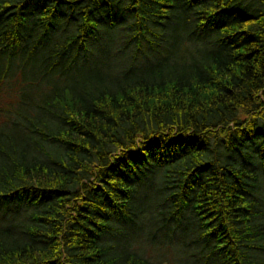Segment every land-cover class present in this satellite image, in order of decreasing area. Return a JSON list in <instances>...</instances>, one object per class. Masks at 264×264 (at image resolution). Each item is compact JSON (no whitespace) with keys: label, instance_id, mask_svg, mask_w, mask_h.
<instances>
[{"label":"trees","instance_id":"trees-1","mask_svg":"<svg viewBox=\"0 0 264 264\" xmlns=\"http://www.w3.org/2000/svg\"><path fill=\"white\" fill-rule=\"evenodd\" d=\"M177 230L264 264V0H0V264H178Z\"/></svg>","mask_w":264,"mask_h":264},{"label":"rangeland","instance_id":"rangeland-1","mask_svg":"<svg viewBox=\"0 0 264 264\" xmlns=\"http://www.w3.org/2000/svg\"><path fill=\"white\" fill-rule=\"evenodd\" d=\"M159 186V181H158V179L157 178H153L152 180H151V183H150V188H149V190H148V194L149 193H154L153 192V189H156L157 187ZM147 189H148V187H147ZM147 189L144 191V190H141V196H144V194H145V192H147ZM153 195H156V193H154V194H151V196H153ZM168 204H169V202H168ZM146 205V204H145ZM172 221H169L168 223H171ZM143 234H146V228H145V230H143ZM172 234H170V236H171ZM145 236V235H144ZM169 239L170 238H167V239H165V241H169ZM183 242H185V244H186V238H183L182 236H181V234H180V232H179V230H177L176 232H175V234H174V236L172 237V244H170V245H172V248H173V253H177V255H178V259H180V261H179V263L178 264H181V263H184V261H185V259H186V253L184 252V251H186V249H184V246H185V244L183 243ZM188 242V241H187ZM166 245H168V244H166ZM144 247H146V245L144 246ZM188 250V249H187ZM145 254L146 255H150L151 254V252L147 249V250H145ZM196 254V253H195ZM177 257V256H176ZM188 258V257H187ZM150 259L151 260H155V256H151L150 257ZM200 261H202V260H200ZM163 262V261H162ZM164 262H166L167 263V261L166 260H164Z\"/></svg>","mask_w":264,"mask_h":264}]
</instances>
